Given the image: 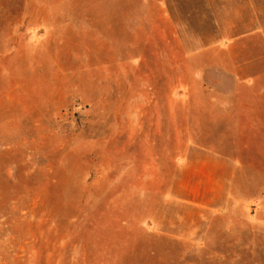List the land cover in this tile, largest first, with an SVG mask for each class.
Here are the masks:
<instances>
[{
    "label": "rangeland",
    "instance_id": "obj_1",
    "mask_svg": "<svg viewBox=\"0 0 264 264\" xmlns=\"http://www.w3.org/2000/svg\"><path fill=\"white\" fill-rule=\"evenodd\" d=\"M205 0H0V264H264V35Z\"/></svg>",
    "mask_w": 264,
    "mask_h": 264
},
{
    "label": "crops",
    "instance_id": "obj_2",
    "mask_svg": "<svg viewBox=\"0 0 264 264\" xmlns=\"http://www.w3.org/2000/svg\"><path fill=\"white\" fill-rule=\"evenodd\" d=\"M213 32L225 44L264 35V0H205Z\"/></svg>",
    "mask_w": 264,
    "mask_h": 264
}]
</instances>
